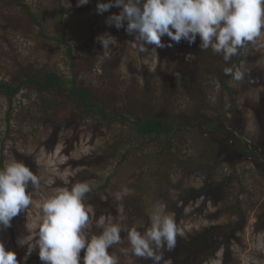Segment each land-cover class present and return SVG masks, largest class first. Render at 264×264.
<instances>
[{
  "label": "rangeland",
  "instance_id": "374dc122",
  "mask_svg": "<svg viewBox=\"0 0 264 264\" xmlns=\"http://www.w3.org/2000/svg\"><path fill=\"white\" fill-rule=\"evenodd\" d=\"M14 2L0 0V79L19 73L20 64L38 65L57 71L65 80L78 76L82 85L97 80V74H78L67 54L69 46L53 37L61 40L66 36L74 52L77 47L79 52L84 49L101 57L102 64L115 59V50L120 51L127 43V53L116 61V71H123L125 81L133 87L138 82L148 93L154 90L153 104L170 101L166 107L155 106L135 117L177 119L185 130L169 140L172 154L164 148V137L151 142L134 136L132 154L121 164L124 150L112 157L114 150L106 143L117 124L103 128L74 120L67 126H49L42 131L39 120L23 121L20 111L26 100L19 94L14 115L21 119H15L16 131L10 137L5 131L6 121L0 119V152L3 149L5 164L15 159L29 166L40 187L29 208L14 217L10 227L0 228L5 249L15 251L20 264H43L38 247L29 255L28 246H20L18 239L35 237L43 218L41 204L55 189L70 188L90 177L92 191L85 199L91 208L89 235L98 234L102 222L118 223L123 229L135 226L143 232L150 226L152 212L163 204L164 211L175 218L177 237L173 251L163 250L161 264L169 260L171 264H223L224 259L227 264H264V154L262 160L254 159L235 148L239 140H245L244 152L262 146L264 153V29L255 42L233 57L238 58L244 79L231 78L225 83L227 62L223 56L211 49L203 52L195 43L189 45L183 39L175 43L164 36L162 43L171 42L172 47L146 45L148 51L140 52L133 36L115 34V26L105 23L109 15L119 13V8L98 14L83 10L91 0L84 5L78 0H21L42 24L43 35L49 36L46 39L41 27ZM105 33L115 40L103 50L96 37ZM202 67L212 73L204 74ZM3 100L2 118L9 110ZM208 127L226 130V135L215 137ZM123 128L127 132L131 129ZM99 148H103L102 156L108 163L100 171L94 157ZM226 179L234 188V197H223ZM232 201L241 205L237 215L230 217L226 208ZM236 224L241 228L234 227ZM121 238V244L110 249L119 257V264H153L130 252L122 255L121 248H130L126 231L121 232Z\"/></svg>",
  "mask_w": 264,
  "mask_h": 264
},
{
  "label": "clouds",
  "instance_id": "9594fccd",
  "mask_svg": "<svg viewBox=\"0 0 264 264\" xmlns=\"http://www.w3.org/2000/svg\"><path fill=\"white\" fill-rule=\"evenodd\" d=\"M88 2L78 0L79 5ZM113 7L120 11L109 15L105 23L124 28L134 37L140 52L148 51L146 45L172 47L171 42L179 43L182 39L192 45L199 36L202 51L211 49L228 62L248 43L255 42L264 29V0H98L96 11L103 14ZM164 36L170 38L167 45L162 43ZM96 40L106 50L115 38L105 33ZM223 71L236 81L244 79L239 67ZM39 187L38 176L22 161L13 159L0 169V228L10 227L12 219L29 208ZM91 191L88 181L55 189L41 204L43 218L35 237L27 235L17 243L27 245L29 255L38 247L43 264H119V257L110 249L121 244L122 231L127 232L130 245L120 249L124 256L130 252L161 264L163 250H174L177 224L174 216L164 211L163 204L152 212L150 226L143 232L135 226L123 229L118 223L102 222L100 232L89 235L91 208L86 206L85 199ZM0 264H20L16 252L6 250L3 242Z\"/></svg>",
  "mask_w": 264,
  "mask_h": 264
},
{
  "label": "trees",
  "instance_id": "16d2710c",
  "mask_svg": "<svg viewBox=\"0 0 264 264\" xmlns=\"http://www.w3.org/2000/svg\"><path fill=\"white\" fill-rule=\"evenodd\" d=\"M14 1V3L20 8L24 9L34 24L41 27V35L48 39L49 36L46 37L43 35V26L40 22L38 23L35 14L31 12L29 6L21 2V0ZM91 1V5L83 10L96 11L98 0ZM100 2H107V0H100ZM116 33L128 35L124 28L116 29L115 34ZM53 38H55L54 40L56 42L60 41L61 44L69 46L67 54L72 67L79 71L78 74L95 72L98 76L97 80L86 82L81 85L78 76H73L70 78L71 80H65V77L55 70H47L38 65L35 67L30 65L21 67L20 64L19 73H11L9 78L3 77L0 79V101L4 99V103L6 101L9 105V110H7L4 118L1 117L0 112L1 121H6L5 131L8 133L7 137H10L11 133L16 131L15 119L17 118V121H19L20 116L15 117L14 115L16 112L15 104L18 95L22 94L26 100L24 109L20 111L25 117L23 121L26 120V122L29 123L33 120H39L40 125H42L40 128L42 131L49 126H55V128L67 126V124L69 125L71 122H74V120H80V122L89 121L103 125V128L117 124L114 130H112L111 138H109L106 143L107 145H110L109 147H111L112 152L114 150V153L111 154L112 157L115 156V152L118 154L119 150H124V154L120 158L121 164L127 160L130 154H132L133 147H131V145H133L134 136L137 140L143 139L151 142L164 137L165 150H168L171 154L173 153L169 150V140L171 137H176L179 133L185 130V127L182 126L183 124L180 123V120H163L157 118L142 120L135 117L139 113L145 112V110L153 109L155 106L166 107L170 104V101L166 99L164 103L157 102L153 104L152 93H156L154 90H151V92L148 93L141 83L138 82L136 83L137 85L133 87L131 83L129 84L125 81L126 79L123 71H116V68L119 69V64H116V61L120 60L123 55H126L127 43L120 51L115 50L118 55L115 59L112 58V61H107V63L105 62L102 64L101 57H95L94 54H91L84 49L79 52L77 47V50L74 52L73 47L68 44L66 36L63 35L61 40L56 37ZM199 44L200 39L199 36H197L195 45L199 46ZM196 48V46L193 47V50ZM80 50H82V48H80ZM200 61L204 65L203 58H200ZM238 66L239 60L235 57L227 62L226 67L235 69ZM202 68L204 74L209 75L212 73V70L205 72V68ZM75 73L76 72H74V74ZM231 78V75L225 74L223 82L226 83ZM189 83V78H187L186 84ZM224 88L228 90L226 85H224ZM24 90H27V93H25ZM125 126H129L131 129L127 132L123 128ZM208 130L213 136L218 138H222L226 135V130H215V128L212 127H208ZM19 133L21 134V132ZM130 133H132V135ZM244 142L245 140L238 141L235 147L237 151L250 155L254 159L262 158L264 154L262 146L244 152L242 145ZM0 153V169H2L5 165V157L2 155L3 149ZM103 153V148H99L97 153L94 154L95 159L99 162V165H97L99 171L101 167L108 165L102 156ZM101 159L103 161L100 166ZM89 180H91L90 177L84 181ZM223 182V185L225 186V194L223 197H234V188L229 185L230 182H228L227 179ZM218 199L219 198H217V201L220 202ZM239 202L240 201L234 203L232 201V203L226 208L229 210L228 214L230 217L232 215H237V209H239L241 205ZM234 227H237L238 229L241 228L238 224ZM211 233L212 230L210 233L207 232L206 236L208 237ZM226 252L228 254L229 250L225 249V253ZM227 261L228 260L224 259L223 264H227Z\"/></svg>",
  "mask_w": 264,
  "mask_h": 264
}]
</instances>
